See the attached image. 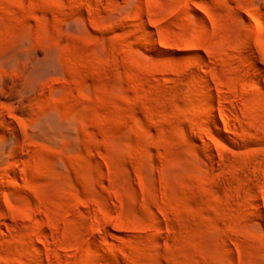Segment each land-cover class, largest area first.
<instances>
[{
	"label": "rangeland",
	"instance_id": "374dc122",
	"mask_svg": "<svg viewBox=\"0 0 264 264\" xmlns=\"http://www.w3.org/2000/svg\"><path fill=\"white\" fill-rule=\"evenodd\" d=\"M0 264H264V0H0Z\"/></svg>",
	"mask_w": 264,
	"mask_h": 264
},
{
	"label": "bare ground",
	"instance_id": "6f19581e",
	"mask_svg": "<svg viewBox=\"0 0 264 264\" xmlns=\"http://www.w3.org/2000/svg\"><path fill=\"white\" fill-rule=\"evenodd\" d=\"M256 24V23H255ZM257 25V24H256ZM215 89H218V87L216 85H214L213 89L212 90H215ZM224 120V119H223ZM225 122V121H223Z\"/></svg>",
	"mask_w": 264,
	"mask_h": 264
}]
</instances>
